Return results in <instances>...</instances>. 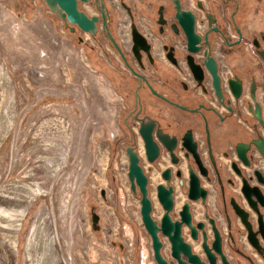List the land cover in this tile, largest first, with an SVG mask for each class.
Returning a JSON list of instances; mask_svg holds the SVG:
<instances>
[{
	"label": "rangeland",
	"instance_id": "rangeland-1",
	"mask_svg": "<svg viewBox=\"0 0 264 264\" xmlns=\"http://www.w3.org/2000/svg\"><path fill=\"white\" fill-rule=\"evenodd\" d=\"M109 1L127 50L131 24L153 40L154 13L160 4L170 3ZM189 1L194 7L196 0ZM124 6L135 10V22ZM104 50L91 34L68 27L46 0H0V264H142V251L156 264L142 220L141 193L133 191L129 178L127 147L134 144L129 132L137 136L138 149L135 145L143 143L139 125L125 122L121 94L112 91L105 76L109 59ZM167 64L160 60L156 87L171 100L160 101L185 113L193 90L184 88ZM116 66L124 71L122 62ZM181 77L194 86L190 73ZM150 176L153 216L161 220L157 174ZM208 187L210 199H216L217 191ZM185 200L186 192L177 190L174 218H180ZM207 210L227 229L216 204L193 203L196 220ZM184 234L190 238L187 227ZM161 238L163 255L172 259L170 240Z\"/></svg>",
	"mask_w": 264,
	"mask_h": 264
},
{
	"label": "flooded vegetation",
	"instance_id": "flooded-vegetation-1",
	"mask_svg": "<svg viewBox=\"0 0 264 264\" xmlns=\"http://www.w3.org/2000/svg\"><path fill=\"white\" fill-rule=\"evenodd\" d=\"M169 1V6L160 4L156 13H154L155 19H152L150 25L155 36L153 40H150L141 30L142 28L135 23L151 45L150 55L147 51L140 50V59L134 52L135 43L131 34L129 39L131 48L129 50L125 49L123 36L118 32L120 27L118 13L109 0H104L107 14L106 22L102 15L101 0H90L88 3L78 1V7L91 16L96 15L99 17V21L96 23L98 30L92 38L94 44L104 45L106 48L104 54L107 55L109 60H105L104 63L105 76L106 79L110 80L108 85L112 91L121 94V102L119 104L122 103L124 111L128 112L125 118L127 126L135 122L139 125L138 129L140 130L141 119L149 116L156 121L154 133L157 140L156 131L159 128L162 129L163 133L178 136V143L175 149V154L179 159L177 164L173 162L171 151L162 144L159 157L155 162H151L148 159L145 142L139 131L147 159L145 160L140 152L139 156L140 162L143 163L142 166L149 178L148 187L151 184L150 172L157 174L158 197V186L160 184L168 186L169 184V181L163 177L162 173L167 168H171L170 183L175 189V200L176 192L179 189L184 190L187 197L190 187V165L196 170L197 166L191 155L187 158V150L182 145V137L189 129H193L194 138L198 141V150L211 178L208 180L205 176L201 177V184L208 189L207 202L202 204H208L212 191L208 185H212L217 191L215 204L221 218L223 216L222 212L224 214L227 229H223L219 219L208 210L204 212L203 219L196 220L194 216L195 223L200 221L207 223V243L211 246L215 240V233L212 230L210 218L215 219L222 235L223 251L231 264H264V223L263 227L261 225V221L264 222V206H262L261 200L257 202V205H253L259 208L262 214V218H260L252 207L251 203L253 201L249 203L244 197L241 191L242 178L237 174L236 167H234V163H236L244 169L236 151L237 144L241 141L250 143L258 135L264 136V34H260L257 30L258 25L255 24L256 6L252 4V6H249L250 8H243L244 0H209L210 6H208L203 0H196L194 2L195 6L192 7L189 6L190 1L188 3V0H180L183 9L191 10L196 14V31L202 36L203 47L194 54L196 61L203 63L210 49L211 55L218 62V72L221 75L223 88L222 102L217 96L212 83V75L207 69L202 86H199L197 81H195L194 86H191L187 79L181 77L182 73L188 76L190 73L192 75L191 79H194L188 65L187 56L190 53L187 48L186 36L176 17V3L175 0ZM85 5L90 6L93 13L88 12L89 10L86 9ZM124 8L131 15L132 21L135 22V10L127 6H124ZM241 10L245 13L242 17L240 16ZM65 23L72 29L78 28L80 30L73 23L68 21H65ZM132 26L133 24H131V30ZM108 31L111 32L122 53L113 44ZM125 33L128 35L127 31ZM206 38L208 42H206ZM181 43L183 44L182 46L180 45ZM157 44L158 47L156 48ZM166 46H168L167 49ZM92 47L94 50L96 49L95 45ZM107 47L114 51L118 56V60L111 56ZM172 47L173 49L171 50ZM157 52L162 53L164 59L171 63L170 67L168 66V70H171L183 80L184 88L191 87L193 90L192 95L187 97L184 104L185 113L175 111L180 114L179 116L166 111L164 109L165 106L160 101L171 99L166 94L161 93L156 87V85H159L156 80H160L157 77L160 74L162 75L160 69L161 59L158 58ZM171 58H175L177 63H174ZM120 62L124 64V71L119 70L116 66ZM152 69L153 73H151ZM95 73L93 76L98 75L97 71ZM235 77L243 80V92L239 98H236L230 86V80ZM164 84L165 81L163 82ZM153 89L168 99L158 97L153 93ZM191 102H195L197 105L192 107L189 105ZM257 104L261 106L259 112L263 122L256 117ZM188 117H193L194 119L192 120ZM129 134L134 144H137L138 140L134 132L130 131ZM134 144L132 143L131 146L134 147ZM135 146L139 148V145ZM135 150L138 151V149ZM249 154L253 157L251 159L252 164L250 167H245L247 171L244 169V175L249 179L252 186H259L264 193V157L254 145L251 146ZM212 158L215 159L216 165H214ZM146 163L149 165L147 170L145 167ZM218 169L221 174L220 177L217 173ZM179 172H181L180 175ZM232 199H235V202L249 212L248 220L251 222L252 232L248 230L242 219L235 214ZM229 201H231V204ZM174 210L175 205L171 213ZM227 214L231 223L227 218ZM180 218L174 219L178 220ZM186 227L189 229L190 238L193 241L184 234ZM183 235L185 240L192 244L193 251L199 254L202 260L210 264L207 253L203 248L202 233H200L199 239H194L190 228L184 226ZM241 239L243 243H248L250 251L245 250V247L241 245ZM256 241L261 246L260 249L256 247L254 243ZM173 259L167 260L171 261ZM173 264H177V261ZM217 264H223V260L219 255Z\"/></svg>",
	"mask_w": 264,
	"mask_h": 264
},
{
	"label": "water",
	"instance_id": "water-1",
	"mask_svg": "<svg viewBox=\"0 0 264 264\" xmlns=\"http://www.w3.org/2000/svg\"><path fill=\"white\" fill-rule=\"evenodd\" d=\"M78 1H82L84 3H88L90 0H46L48 7L54 13L59 14V16L70 23L77 25L82 31L87 32L94 36L98 30L97 21H99L98 16H91L87 12L80 10L78 7ZM176 3V17L181 25L187 40V48L189 51V55L187 56L188 65L193 73L195 81H197L199 86L203 85V81L205 79L206 69L212 75V83L217 93L219 99L223 102V88H222V80L221 75L218 72V62L214 56L211 55L210 49L206 54V58L203 63H198L195 59L194 54L199 52L202 47V36L196 31V14L191 10H185L182 8V4L180 0H175ZM102 6V15L106 22L107 14H106V6L104 0H101ZM109 35L112 39L113 44L117 47V49L122 53L119 45L114 40L110 31ZM132 36L134 45V52L137 54V57L140 59V50H145L150 55V43L147 40L146 36L137 28L135 24L132 26ZM206 42L208 39L206 38ZM168 46H166V49ZM173 47L171 48V50ZM169 57L170 54H168ZM174 63H177L175 58H171ZM231 89L236 96L239 98L243 92V80L239 77H235L230 80ZM153 93L162 99H168L163 94L159 93L157 90L153 89ZM257 112H255L256 117L259 118L263 122V118L259 110L261 106L257 104ZM195 111V110H192ZM147 119V120H146ZM155 128L156 121L149 117L145 116L141 119V127L140 134L145 142V147L147 151V156L149 161L155 162L160 155L161 152V144L165 146L169 151H171L173 156V162L178 163L179 159L175 154V149L178 143V136L163 133L162 129H157L155 137ZM182 145L186 148L187 158L190 155L193 157L195 164L197 166V170L190 165L189 173H190V187L188 190V200L182 207L180 211L181 218L175 220L171 214V211L175 205V189L173 185L170 183L171 181V168H167L162 174L163 177L169 181L168 186L165 184H160L158 186V199L165 210L163 217L161 220L155 219L153 216V201L149 196V187L148 182L149 178L145 173V170L140 162V156L137 150L133 146L127 147V153L129 156V178L131 181L132 189L135 193L139 190L141 193V213L142 220L144 225L152 238L153 249L155 254V260L157 264H173L177 261V264H208L206 261L202 260L201 256L193 251V246L190 242L185 240L183 235L184 226H188L191 230V235L194 239H199L200 233L203 235V248L207 253L208 261L210 264H217L218 255L222 258L223 264H231L227 258V255L223 251V242L222 235L217 226L215 219L210 218V222L212 224V230L215 233V240L211 244V246L207 243L208 240V230L207 223L204 221L196 222L194 221V215L192 211L193 202L202 201L203 204L207 202L208 199V189H206L201 184V177L205 176L208 180H210L209 171L205 166L201 154L198 150V141L194 138L193 129H189L185 135L182 137ZM255 146L261 155L264 157V136L258 135L256 139H253L250 143L239 142L236 146V151L238 154V158L243 164L244 167H250L253 158L250 156L249 151L251 146ZM214 165H216L215 159L212 158ZM223 165V164H222ZM234 167H236L237 174L242 178V188L241 191L244 197L247 199L249 203L252 201V207L259 214V217L262 218V214L259 208L253 205H257V202L261 200L262 206H264V193L259 186H252L249 182V179L244 175V169L234 163ZM199 171V172H198ZM245 171H247L245 169ZM217 173L220 177V171L217 170ZM247 173V172H246ZM181 172H179V175ZM234 183V181H232ZM233 209L235 214L240 217L243 223L246 225L248 230L252 232L251 222L248 220L249 212L244 209L241 205L235 202V199H232ZM228 215V214H227ZM230 221L229 215L227 216ZM98 216L94 215V222H97ZM262 220V219H261ZM231 223V221H230ZM263 221H261V225L263 227ZM161 235L167 236L170 240L172 247L171 253L173 260L169 261L162 253L163 248V240ZM252 235V234H251ZM251 238V237H250ZM253 239V238H252ZM258 240V239H257ZM256 247L260 249V245L257 244V241L254 242ZM260 251V250H259Z\"/></svg>",
	"mask_w": 264,
	"mask_h": 264
},
{
	"label": "crops",
	"instance_id": "crops-1",
	"mask_svg": "<svg viewBox=\"0 0 264 264\" xmlns=\"http://www.w3.org/2000/svg\"><path fill=\"white\" fill-rule=\"evenodd\" d=\"M242 1V0H240ZM245 4L243 3V8H250L249 6H252V4H254L256 6V9H255V24H257V30L260 32V34H264V0H244ZM247 5V6H246ZM245 8V9H246ZM254 12V11H253ZM240 16H244L245 13L243 12V10H241L240 12ZM250 16H252V14H250ZM158 58L161 59V60H164V62H166V60L164 59V56L162 53H158ZM169 66V64H167V67ZM170 67V66H169ZM191 105L192 107H195L197 105V103L195 102H191ZM166 111H168L169 113L171 114H175V115H180L179 113L173 111L171 108L169 107H166L164 108ZM215 120V118H213ZM224 178L226 179V177L224 176ZM230 191V190H229ZM228 191V192H229ZM230 193V192H229ZM212 201V204H215V201L216 199L214 198H211L210 199V202ZM210 202L208 201V204H210Z\"/></svg>",
	"mask_w": 264,
	"mask_h": 264
},
{
	"label": "built area",
	"instance_id": "built-area-1",
	"mask_svg": "<svg viewBox=\"0 0 264 264\" xmlns=\"http://www.w3.org/2000/svg\"><path fill=\"white\" fill-rule=\"evenodd\" d=\"M199 56V55H198ZM138 134H139V129H138ZM138 151L140 152V154L144 157V159L146 160L147 159V156H146V154H145V151H144V147H143V145H139V148H138ZM146 165L148 166V163H146ZM124 229H125V235H126V233L128 232V229H129V226H124ZM170 245H171V243H170ZM170 247V246H169ZM152 251H153V257L155 256V254H154V249H153V243H152ZM142 257H143V259H141V261H142V264H151V262H152V260H151V258L146 254V252L145 251H142ZM154 260H155V257H154ZM156 261V260H155ZM154 264H155V262H154ZM156 264H157V262H156Z\"/></svg>",
	"mask_w": 264,
	"mask_h": 264
}]
</instances>
